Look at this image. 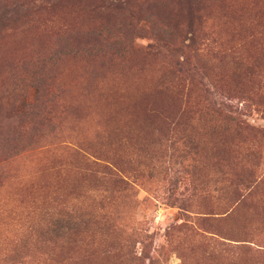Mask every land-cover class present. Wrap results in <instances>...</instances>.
Here are the masks:
<instances>
[{"label":"rangeland","instance_id":"obj_1","mask_svg":"<svg viewBox=\"0 0 264 264\" xmlns=\"http://www.w3.org/2000/svg\"><path fill=\"white\" fill-rule=\"evenodd\" d=\"M14 8L0 264H264V0Z\"/></svg>","mask_w":264,"mask_h":264},{"label":"trees","instance_id":"obj_2","mask_svg":"<svg viewBox=\"0 0 264 264\" xmlns=\"http://www.w3.org/2000/svg\"><path fill=\"white\" fill-rule=\"evenodd\" d=\"M61 2H62V0H45V3H47V4L51 5V6H54V5L59 4ZM28 13L29 12L27 10H23L21 8H14L10 12H4L0 16V32L2 31L3 26L8 24L11 19H14L15 17H18L19 19H23L24 17H26V14H28ZM117 45L118 44H116V43H111L110 42L107 46L110 49H114V48L117 47ZM47 81L48 80H46V81L42 80V85L45 86Z\"/></svg>","mask_w":264,"mask_h":264}]
</instances>
